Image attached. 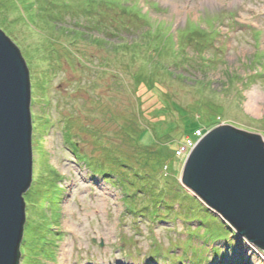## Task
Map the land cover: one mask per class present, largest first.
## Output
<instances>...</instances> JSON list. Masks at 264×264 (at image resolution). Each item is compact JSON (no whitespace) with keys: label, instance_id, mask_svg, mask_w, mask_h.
<instances>
[{"label":"rangeland","instance_id":"obj_1","mask_svg":"<svg viewBox=\"0 0 264 264\" xmlns=\"http://www.w3.org/2000/svg\"><path fill=\"white\" fill-rule=\"evenodd\" d=\"M124 1L96 16L93 0H0L33 101L19 264H264L182 185L175 156L202 128L264 140V0ZM196 19L215 28L199 42L186 33ZM251 92L259 113L244 106Z\"/></svg>","mask_w":264,"mask_h":264},{"label":"water","instance_id":"obj_2","mask_svg":"<svg viewBox=\"0 0 264 264\" xmlns=\"http://www.w3.org/2000/svg\"><path fill=\"white\" fill-rule=\"evenodd\" d=\"M29 70L0 29V264L20 263L25 200L32 182ZM182 185L215 215L264 250V140L220 125L186 155ZM95 242V240H94Z\"/></svg>","mask_w":264,"mask_h":264},{"label":"trees","instance_id":"obj_3","mask_svg":"<svg viewBox=\"0 0 264 264\" xmlns=\"http://www.w3.org/2000/svg\"><path fill=\"white\" fill-rule=\"evenodd\" d=\"M93 7H94V5H92ZM100 11L102 12V10H101V7H100ZM102 13H98L96 16H100ZM186 33L190 36V38L191 39H195V41L196 42H199V39H201V37H208V36H210L209 34H206V33H204V32H202L201 30H199L198 28H196L195 26H191V27H189V28H187V30H186ZM182 38H183V35H182V33H180V35H179V40L180 41H182ZM152 87H151V89L152 90H154V89H156L157 88V84L156 83H152V85H151ZM31 103H33V101H31ZM238 128V127H237ZM241 129V128H240ZM202 132H205L207 129H203L202 128ZM190 135H192L193 134V132H188ZM194 140H196L197 138L194 136V138H193ZM179 144V143H178ZM177 147H178V145H177ZM154 203H158V202H156V201H153ZM129 211H131L132 213L134 212V213H138V211H134V207H129V206H125ZM170 207V209H172L171 208V206H169ZM145 207H142V208H140L139 210H143ZM176 211V210H175ZM133 213V214H134ZM178 213V212H177ZM179 214V213H178ZM206 215V214H205ZM193 221H196V222H198L199 224H202V226H204V229H205V226H206V220H205V216H203V215H194V217H193ZM215 242H217V241H215ZM20 255H22V252H21V249H20ZM21 257V256H20Z\"/></svg>","mask_w":264,"mask_h":264},{"label":"bare ground","instance_id":"obj_4","mask_svg":"<svg viewBox=\"0 0 264 264\" xmlns=\"http://www.w3.org/2000/svg\"><path fill=\"white\" fill-rule=\"evenodd\" d=\"M177 11V9H175ZM15 12V11H13ZM182 23V22H181ZM247 95V102L245 101V107L246 109L254 112V113H259L261 112V105H260V98L255 95L253 92L246 94ZM235 114V112L232 113V116ZM33 214H36L35 211L33 212ZM72 230V228H70ZM242 239H244L245 245H247L250 249H256V247H259L258 245H256L255 243L251 242L250 240H248L246 237L242 236ZM69 256L71 257V254L69 253ZM70 257L67 261H70ZM67 264V263H66ZM256 264V263H255Z\"/></svg>","mask_w":264,"mask_h":264},{"label":"built area","instance_id":"obj_5","mask_svg":"<svg viewBox=\"0 0 264 264\" xmlns=\"http://www.w3.org/2000/svg\"><path fill=\"white\" fill-rule=\"evenodd\" d=\"M203 135L202 129H199L195 132V137H201ZM194 139L190 138L188 139L186 142L184 143H180L176 149L175 152V156L179 157V156H185L189 153V151L193 148L194 146Z\"/></svg>","mask_w":264,"mask_h":264}]
</instances>
